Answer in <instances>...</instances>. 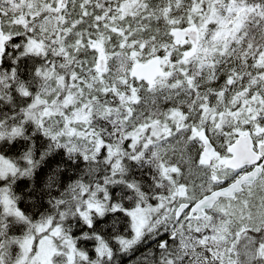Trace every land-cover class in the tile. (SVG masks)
Segmentation results:
<instances>
[{
	"label": "snow or ice",
	"instance_id": "6c2138e0",
	"mask_svg": "<svg viewBox=\"0 0 264 264\" xmlns=\"http://www.w3.org/2000/svg\"><path fill=\"white\" fill-rule=\"evenodd\" d=\"M0 264H264V0H0Z\"/></svg>",
	"mask_w": 264,
	"mask_h": 264
}]
</instances>
